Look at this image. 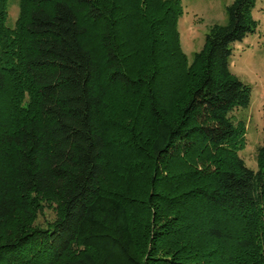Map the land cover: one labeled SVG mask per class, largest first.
I'll return each mask as SVG.
<instances>
[{
    "label": "trees",
    "instance_id": "1",
    "mask_svg": "<svg viewBox=\"0 0 264 264\" xmlns=\"http://www.w3.org/2000/svg\"><path fill=\"white\" fill-rule=\"evenodd\" d=\"M255 3L189 59L180 0H19L12 26L0 0V264H264L229 68Z\"/></svg>",
    "mask_w": 264,
    "mask_h": 264
},
{
    "label": "rangeland",
    "instance_id": "2",
    "mask_svg": "<svg viewBox=\"0 0 264 264\" xmlns=\"http://www.w3.org/2000/svg\"><path fill=\"white\" fill-rule=\"evenodd\" d=\"M182 14L178 20L181 46L189 59L200 50L205 36L214 23H225V7L233 0H180ZM19 0H7V20L10 26L18 16ZM252 17L257 25L255 31L242 40L232 43L229 68L239 80L251 88L250 103L247 108L236 109L235 119L245 120V147L239 152L245 164L257 169V147L264 138V0H256ZM55 211L43 207L37 215L36 223L45 226L54 219Z\"/></svg>",
    "mask_w": 264,
    "mask_h": 264
}]
</instances>
